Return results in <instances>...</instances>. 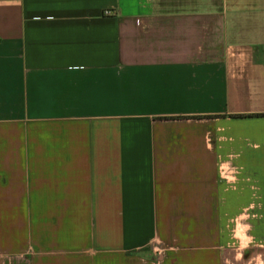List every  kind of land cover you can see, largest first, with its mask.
Instances as JSON below:
<instances>
[{
    "label": "crops",
    "instance_id": "1",
    "mask_svg": "<svg viewBox=\"0 0 264 264\" xmlns=\"http://www.w3.org/2000/svg\"><path fill=\"white\" fill-rule=\"evenodd\" d=\"M259 192L264 0H0V264H234Z\"/></svg>",
    "mask_w": 264,
    "mask_h": 264
},
{
    "label": "rangeland",
    "instance_id": "2",
    "mask_svg": "<svg viewBox=\"0 0 264 264\" xmlns=\"http://www.w3.org/2000/svg\"><path fill=\"white\" fill-rule=\"evenodd\" d=\"M259 195L264 204V193L259 192ZM249 201L256 202V195H250ZM221 213L226 230V249L233 257L232 262L264 264V208L222 210Z\"/></svg>",
    "mask_w": 264,
    "mask_h": 264
}]
</instances>
